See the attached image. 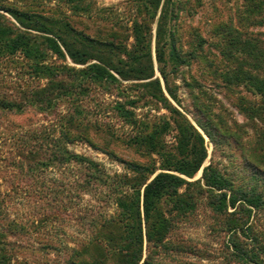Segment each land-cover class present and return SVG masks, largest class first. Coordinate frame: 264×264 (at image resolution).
I'll use <instances>...</instances> for the list:
<instances>
[{
	"label": "rangeland",
	"instance_id": "374dc122",
	"mask_svg": "<svg viewBox=\"0 0 264 264\" xmlns=\"http://www.w3.org/2000/svg\"><path fill=\"white\" fill-rule=\"evenodd\" d=\"M3 5L42 14L62 32L72 27L127 50L135 42L134 22L151 25L154 75L148 79L87 81L81 70L89 63L43 50L36 65L22 51L0 48V264L94 259L122 264L128 248H139V242L131 233L132 223L120 214L119 196L131 192L143 175L152 179L162 171L178 173L163 169L157 153L135 142L161 128L157 140L177 152L171 114L144 86L158 78L168 96L157 60V22L150 23L137 0H0V22L14 29L19 24ZM174 5L172 36L183 62L176 69L170 62L167 66L180 99L171 100L204 137L207 157L195 177L188 178L200 179L204 193L197 195L193 210L184 211L177 202L161 203L172 220L163 242H148L143 221L140 264L146 258L149 264H264V111L258 117L243 111V106L258 105L261 96L224 77L238 66L234 58L243 57L231 43L235 37L264 48V0H174ZM26 33L38 41L43 36L34 30ZM199 104L205 117L197 110ZM122 106L130 111L129 118ZM197 115L221 131L218 144L198 126ZM161 117L171 124L166 130L160 127ZM73 154L96 165L76 161ZM211 162L239 188L228 195L239 199L235 206L219 211L209 203L221 193L202 180ZM251 162L261 165V174ZM136 165L156 171L139 174ZM253 189L261 197L258 206L242 199V193Z\"/></svg>",
	"mask_w": 264,
	"mask_h": 264
},
{
	"label": "trees",
	"instance_id": "16d2710c",
	"mask_svg": "<svg viewBox=\"0 0 264 264\" xmlns=\"http://www.w3.org/2000/svg\"><path fill=\"white\" fill-rule=\"evenodd\" d=\"M137 3L139 10L141 13L145 12L151 24L155 21L157 22L155 34L157 60L168 96L163 91L158 78L144 83V86L147 87L152 97L169 110L170 119L175 124L178 132L177 152L169 151L157 140L161 128L154 129L153 133L147 137H137L135 142L157 153L164 166L163 169L175 170L178 173L162 171L157 173L152 179L143 175L141 179L136 178L135 183L131 186V192H122L119 196L120 214L132 223L131 233L139 242V248H128L127 257L124 256L122 264H140L143 256V221L146 226V237L149 243L155 241L163 242L167 237V233L172 226V220L162 212L160 208L162 202H177L178 208L184 211L195 208L197 195L203 194L204 188L200 179L190 181L188 178L195 177L207 157V149L202 133L172 102L174 100L179 103L180 99L178 93L170 85L167 66L170 62L173 68L176 69L183 62L172 36L171 25L175 16L174 0H137ZM3 9L12 15L19 27L23 28L24 31L18 26L14 29L0 22V48L10 53L22 51L34 58L36 65H39L38 59L44 54L43 50H47L63 60H66L68 56L75 63H89L85 69L81 70V73L88 78L87 81L94 79L95 81L115 83L118 82L119 77L122 79H148L154 75L151 52L152 28L148 23L143 21L134 22L135 42L132 49L127 50L126 47L114 41L103 42L72 27H69V32H62L60 28L54 27L55 21L39 13H30L15 7H4V5ZM29 30L41 32L43 34L42 39L39 41L35 40L32 35L26 33ZM239 42L244 44V47H240ZM231 43L236 45L237 50L243 57L237 56L234 58L238 62V66L233 72L224 73V77L228 83H243L253 88L261 96V101L258 105L243 106V111L249 113L250 116H261L264 111V48L251 39L241 42L235 37ZM99 44L106 46V48L98 49L97 45ZM117 49L119 52L126 54L128 58L130 57V59L118 56V53L114 51ZM229 57H234V55L230 53ZM92 59H97L99 62H91ZM122 109L123 115L129 118L130 111L126 110L124 106H122ZM197 110L204 114H200L202 117H205L206 112L200 104L197 106ZM194 119L215 145L220 142L221 131L216 125H211L208 118L204 123L199 115L194 117ZM161 120L162 124H160V127L162 129L165 128L166 130L171 126L166 118L161 117ZM263 136L264 134L260 138L261 143H264ZM72 156L76 161L96 165L93 160L86 159V157L84 159V157L77 154ZM252 162L251 166L254 167V172L261 174L263 170L261 165H255ZM135 169L139 174L147 170L149 174L153 175L156 171L154 168L149 169L141 165H136ZM202 180L211 190L221 191L216 202L209 201L212 206L214 204V208L217 210L221 211L228 205L235 206L237 200H239L233 196L228 198L229 192L235 194L239 190V188L235 187L234 179L228 178L225 174L218 171L212 162L204 167ZM184 186H186V191H180ZM242 194L244 196L242 199L252 206H258L257 204L261 201L256 189ZM79 264H105V262L102 259H94L90 262ZM141 264H149L148 258Z\"/></svg>",
	"mask_w": 264,
	"mask_h": 264
}]
</instances>
